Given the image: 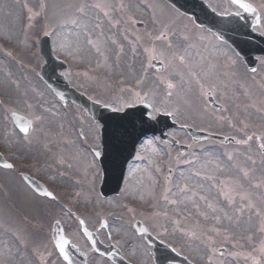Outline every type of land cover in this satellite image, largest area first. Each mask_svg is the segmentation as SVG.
Returning <instances> with one entry per match:
<instances>
[{"label": "rangeland", "instance_id": "obj_1", "mask_svg": "<svg viewBox=\"0 0 264 264\" xmlns=\"http://www.w3.org/2000/svg\"><path fill=\"white\" fill-rule=\"evenodd\" d=\"M42 1L0 0V81L7 87L0 89V95L6 101L8 109L30 114L33 108L35 112L32 119L35 125L40 122L37 117L48 121L43 127L45 133L38 131L30 144L12 128L9 130L7 119L5 121L0 118V149L5 148L17 153L12 160L32 163V172L50 185L55 193L63 191L56 193L57 196L75 199L64 198L62 204L61 199L57 198L49 202V205L33 195L16 175H5L8 183L7 197L0 193V264H63L53 254L55 249L48 234V226L53 218L47 212L52 210L51 206L63 209L67 201H74L72 205H68L69 209L64 208L61 214L52 213L64 229L71 232L69 235L66 233V236L73 237L76 242L78 234H81L79 223H76L75 229L74 221H79L80 215L85 214L84 218L89 215V221L85 222L89 229L94 230L102 242L118 246L122 255L132 263L152 264L150 247L134 233L133 222L139 219L162 241L188 255L196 263L264 264V196L259 186L263 183H260V180L253 182L252 177L247 179L254 184L241 183L245 187L259 186L249 195L254 207L251 210L245 208L242 213L235 211L242 203L238 196L233 204H229L223 195L224 192L234 194L232 190L236 188L237 183L231 184L232 182L239 179L247 182L240 178L243 177L241 168L238 166L236 170V166L232 164L238 156L229 161L222 155L220 146L200 144L194 146L187 155L176 157L173 148L151 138L146 139L137 147L136 158H133L126 169L125 185L123 184L120 194L104 201L100 199L98 192L101 178L93 181L92 169L89 167L93 160L90 147L94 149L99 143L95 139L97 131L83 116H76L70 106H65L61 114V108L56 109L58 105L55 104L54 98L33 82L36 79L34 73L40 68L36 54L39 39L45 33L55 32L56 35L50 37L56 44L55 49L60 50L54 51L70 61L72 69L65 71L64 76L75 87L82 90L86 88L92 96H101L96 90L95 93L94 86L89 81L92 78L91 73L98 67L94 66L98 53L94 55L91 52L94 57L93 65H88L79 50L97 51L99 48L97 52L103 53L106 58L105 52L109 47L113 58L109 62L107 73L106 87L109 92L106 97L101 96L105 102L119 108L122 104V100L118 99L119 90L135 87L137 80L141 79L143 83L140 87L146 91L150 90L158 98L162 97L169 81L175 83L180 80L181 88H184L188 85L183 81L188 77L182 65L176 67L175 71L171 70L178 59L161 57V43L156 41L155 37L168 31L170 25L180 23L182 32L170 31L169 40L162 46L171 44L176 53L182 55L179 50L181 38L194 36L191 26L177 17L161 0H118L116 3L113 2L115 0H84L88 4L100 2L111 7L103 10L109 13L108 17L99 9H89L90 19L86 22L88 31L77 33L71 26L59 29L55 27L62 24L66 5L75 0ZM121 4L124 5L123 8L120 7ZM119 17L123 20L121 25ZM170 19H174V23L173 20L164 22ZM95 21H99V28L93 26ZM136 22L143 23V28H134ZM177 32L178 34H174ZM89 39L93 40L94 44H88ZM153 56L159 60L163 59L168 68L170 67L169 70L163 73L152 70L149 61ZM174 72L182 74V78ZM3 84L1 83L0 87ZM191 87L193 92L199 93L197 85L193 83ZM25 93L27 96L24 98ZM173 100L181 105L179 112L173 116L181 126L191 123L203 129L204 124L201 121L187 114V105L182 100L177 102L175 95ZM21 104L23 106H20ZM169 110L171 109H161L163 112ZM229 112L232 117L237 115L232 109ZM191 113L199 115L198 110ZM263 115L264 113L257 115L258 122L253 119L250 121L258 126L257 131L263 129V133L259 135V143H264ZM59 118L66 124L70 123V132L66 127L64 129L67 132L64 134V140L72 145L55 135L52 136L54 132L63 130L56 122ZM226 123L235 125V122ZM53 125L54 131L49 132L48 129L51 130ZM79 132L82 133L81 137ZM178 135L184 142H189L180 133ZM237 136L240 135L237 133ZM45 143H48V148L44 151L42 159L46 162L42 163V153L37 149L43 147L44 150ZM97 167L99 168L98 162ZM261 168L264 170V166L248 167L258 172ZM196 172L200 173L199 177L193 175ZM184 185L191 191L181 194L179 187ZM200 196L206 197V200H200ZM173 199L178 201L177 204L167 202ZM243 203L246 204L247 201ZM209 205L212 207L209 208ZM74 208L79 213H75ZM87 208H92V211L85 212L88 211ZM213 209L216 211L213 212ZM93 211L95 213H92ZM95 214L97 218H94ZM214 216L220 217L219 223L213 219ZM101 218L107 222L106 230L103 227L98 230ZM213 227L218 228L220 234L210 231ZM209 236L212 237L211 240H208ZM76 244L86 252L87 264H111L106 258L97 256L81 236ZM219 248L225 251L222 256L218 254Z\"/></svg>", "mask_w": 264, "mask_h": 264}, {"label": "snow or ice", "instance_id": "obj_2", "mask_svg": "<svg viewBox=\"0 0 264 264\" xmlns=\"http://www.w3.org/2000/svg\"><path fill=\"white\" fill-rule=\"evenodd\" d=\"M231 2L232 4L238 5L239 7L244 8L245 10H251V5L243 3L242 0H231ZM109 7L111 6L107 3L97 2L93 4H88L84 2V0H75V2L66 5L64 20L62 21V24L56 25L55 27L59 29L62 27L67 28L71 26L74 27L77 33L88 31V26L86 23L90 19V17L88 16V10L99 9L101 12H103V15L105 17H108L109 13L103 10ZM120 7L123 8L124 5L121 4ZM236 15H240V13L237 12ZM93 26L99 28L100 27L99 21H95ZM170 31H172L171 28H169V30L166 32L160 33L159 36L155 37V40L156 41L169 40L168 33ZM45 35L54 36L56 35V33L50 32V33H45ZM185 39H187V37H185ZM88 44L92 45L94 44V41L89 39ZM189 47H191V45H189ZM97 51H99V48H97ZM159 54L164 59H168V58H171L173 60L178 59L184 65L188 79L183 82L188 86L181 88L180 83H173L172 81H169L167 83V90L165 91L164 95L159 98L153 95V93L150 90L146 91L142 87H140V85H142L143 83L142 79L137 80L135 87L121 88L119 90L118 99L122 100V104L118 109H112V110L121 111L123 112V115L115 118L117 120V124L115 126L114 131L109 136L107 142H105L103 136L105 130L110 127L108 124V120L112 118L101 117L103 123L98 122L95 125V128L97 132L100 133V135H98L95 138L96 140L99 141V143L97 144L96 148L91 150V156L93 157V160L91 161L89 167L92 169L93 181L101 178L102 174L104 173L110 174L115 170V168L119 163V158L124 152L126 147L124 136L126 135L131 136L133 133L143 134L146 131L150 130L153 127L152 121L157 120V116L161 114V109H171L163 113L167 116H174L179 112L181 105L173 100L174 95L180 97L185 105H188L190 107H195L198 99L205 94L204 92L205 85L202 83V81H207L210 84L211 88L209 89V91L213 88H216L218 83L220 82L221 71L217 69L216 65L212 63L209 58L203 56L202 53H199V55L201 56V60L200 63L196 65H189L185 60V56L178 55L171 44H168L164 48H162ZM153 62L157 63L158 65H162L163 59L156 61L155 57L153 56L152 59L149 61V63H153ZM253 71H255V69H253ZM193 83L197 85L199 88L198 94L193 92V89L191 87ZM129 101H131V103H129ZM96 103L99 104L101 103V101L97 100ZM136 105H142L143 107L137 108ZM103 107L111 109V104L110 103L104 104ZM37 119H40V117H37ZM30 128H31V121L25 123L21 127V131L24 134H28L30 132ZM121 129L123 130L122 132ZM252 139L253 136H248L246 140H237L236 143L247 144ZM256 139L259 140L260 137H256ZM259 147L260 149L264 150V143H261ZM228 158L229 160L232 159L231 156H229ZM248 159L251 160V163L253 165H255L256 163L255 160H252L251 157H248ZM98 161L103 162V164L106 165V167L98 168L97 167ZM4 167L12 168L13 165L7 164L4 165ZM241 171L244 177H248L251 170L242 168ZM193 175L195 177H199L200 173L196 172ZM24 179H28V178L24 177ZM29 183H33V182L29 180ZM190 191L191 189H189L187 185H184L183 187H179V192L181 194H186ZM232 193L234 194H231L229 192H224L223 195L225 196L229 204H233L235 202L236 196L239 197L242 203L239 208L235 209L237 213H242L245 210V208L251 210L254 207L249 195L247 194V190L243 188V185L238 184L236 188L232 190ZM43 195L55 199L52 192H46L43 193ZM165 199L167 200V197H165ZM199 199L206 200V197L200 196ZM244 201H247V203L246 204L243 203ZM167 202L169 204L175 205L177 204L178 201L173 199V200H168ZM211 207L212 206L209 205V208ZM215 211L216 209H213V212ZM225 215L227 216V214ZM227 218L232 219V217H227ZM213 219L217 223H219L220 221L219 216H214ZM79 223L80 225H84L85 221L81 219ZM102 226L107 227V222L105 221ZM57 227H59L58 221H57ZM210 231L214 233H219V229L216 227L211 228ZM211 239L212 237L209 236L208 240ZM93 243H95V241H93ZM67 245H69V241L66 240L63 235H60L56 246L59 250V253L63 256V259L65 261H68L69 264H71L70 255L66 250Z\"/></svg>", "mask_w": 264, "mask_h": 264}, {"label": "flooded vegetation", "instance_id": "obj_3", "mask_svg": "<svg viewBox=\"0 0 264 264\" xmlns=\"http://www.w3.org/2000/svg\"><path fill=\"white\" fill-rule=\"evenodd\" d=\"M204 1L219 13L236 15L239 12L238 20H244L243 9L228 0ZM244 1L253 5L260 14L261 20L257 32L261 35L262 40L259 41V44L264 51V0ZM189 20L191 19L189 18ZM198 31L200 35L195 40L196 52L193 65L200 63L199 53H202L221 71L220 82L216 88L209 91L210 84L207 81H202L205 85V94L200 97L202 124L205 125V130L212 134L233 137L238 133L240 135L238 140H246L248 136H253V139L247 144L233 142L221 147L222 154L227 159L231 154L233 158L238 156V164L243 163V159L247 160L248 157H251L256 161L257 167H263L264 150L259 147L260 139H256L259 137L255 132L257 128L250 121L256 117L258 105L264 109V55L258 56L252 51L251 45L254 41L251 42L249 38L243 37L238 41L226 43L220 41L205 28L199 27ZM190 63L192 64V61ZM228 105H232V109L239 115L232 117L228 111ZM226 122H235V125L231 126ZM246 122L247 127L244 125ZM255 172L258 171L255 170ZM259 172L261 176H264L262 168ZM256 177L257 175H255Z\"/></svg>", "mask_w": 264, "mask_h": 264}, {"label": "water", "instance_id": "obj_4", "mask_svg": "<svg viewBox=\"0 0 264 264\" xmlns=\"http://www.w3.org/2000/svg\"><path fill=\"white\" fill-rule=\"evenodd\" d=\"M171 5L174 7H182L187 13H192L194 15V9L192 6H186L185 3H183V0H167ZM203 14V10H201V15ZM209 18H215L210 17V15L206 18L207 20ZM252 24L250 25V31L252 28ZM228 23L221 24L220 26H213L212 29L217 33L219 36L221 35H227V27ZM42 45V56L45 57L47 60L48 66L44 70V74L49 77V85L54 89V91L57 94L63 95L65 91V82L63 81V78L56 76V69L60 68L62 69L63 66H61L55 58L51 55L50 52V45L49 41L47 38L42 39L41 41ZM156 68H162V65L155 64ZM55 77V78H54ZM64 84V85H63ZM80 102L86 107V110L88 114L96 121H100L103 123L101 120V117L104 118H112L108 120L109 128L105 130L104 132V140L105 142L108 141L109 136L111 133L114 131L115 126L117 124V120L115 118L120 117L123 115V112H114L109 109H105L103 107H100L97 104H93L90 102H86L83 99H80ZM143 107L142 105H138L137 108ZM130 110V109H128ZM14 121L16 122L17 127L21 130V127L27 123L22 117H18L14 115ZM153 127L146 131L143 134H136L133 133L131 136H124L125 140V150L122 153V155L119 158V163L115 170L113 172L109 173H104V183L101 187V192H103L104 195H110V193L116 192L118 190V187L120 185V180L124 174V169L127 164V162L130 160V157L133 155L135 146L137 143L140 141V139L144 135H149L150 133L153 135H157L160 137H163V139L170 141L171 143H175L176 141L174 139H171L168 136L164 135V132L171 129L175 125L172 123L170 116L160 114L157 117V120L152 121ZM123 130L121 129V132ZM189 134L192 135L195 139H200L202 138L201 136L204 134L201 133H195L192 132L190 129H188ZM102 167H106V165L103 164L102 162ZM135 229L136 232L140 235L145 234V240L147 241L148 244L153 246V254L154 256V264H166V263H172V264H192L189 261H187L185 258L181 257L180 255L174 253L167 245L165 246L163 243H160L158 240L154 239L142 226L141 223H136L135 224ZM84 231L85 236L89 239L90 243L95 247L96 251L100 254H103L105 256H108L112 262L115 264H129L126 262L121 256L119 251L112 245L111 247H106L103 245H100L99 242L97 241L95 235L92 233H89L88 231ZM90 234V235H89ZM61 235V230L60 229H55V234L54 238L56 241V244L59 240V237ZM95 241V243H93ZM66 250L68 251L70 258H71V264H85L84 258H80L79 255H76L75 253H71L70 248L66 246ZM222 252V251H221Z\"/></svg>", "mask_w": 264, "mask_h": 264}]
</instances>
